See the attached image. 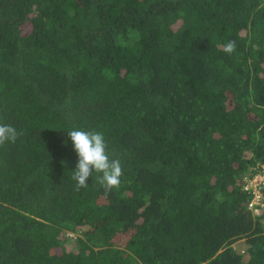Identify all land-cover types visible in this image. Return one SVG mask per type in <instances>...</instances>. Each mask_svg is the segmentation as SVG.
I'll return each mask as SVG.
<instances>
[{"label":"trees","instance_id":"trees-1","mask_svg":"<svg viewBox=\"0 0 264 264\" xmlns=\"http://www.w3.org/2000/svg\"><path fill=\"white\" fill-rule=\"evenodd\" d=\"M0 123V264H264V0H0Z\"/></svg>","mask_w":264,"mask_h":264},{"label":"clouds","instance_id":"clouds-1","mask_svg":"<svg viewBox=\"0 0 264 264\" xmlns=\"http://www.w3.org/2000/svg\"><path fill=\"white\" fill-rule=\"evenodd\" d=\"M236 42L230 40L224 46V51L232 53ZM67 130L73 149L77 154V162L73 169L72 179L76 181V190L87 187L89 177L98 173L99 184L110 190L118 187L123 175L121 162L118 158H110L104 134L96 130H84L73 126ZM19 133L10 124L0 123V146L7 142L15 143Z\"/></svg>","mask_w":264,"mask_h":264},{"label":"built area","instance_id":"built-area-1","mask_svg":"<svg viewBox=\"0 0 264 264\" xmlns=\"http://www.w3.org/2000/svg\"><path fill=\"white\" fill-rule=\"evenodd\" d=\"M264 188V166H262V171L254 174L251 177L245 179V184L243 189L245 191H250L252 194V199L249 203V208H254V211L258 213L257 206H263L262 203V189Z\"/></svg>","mask_w":264,"mask_h":264},{"label":"rangeland","instance_id":"rangeland-1","mask_svg":"<svg viewBox=\"0 0 264 264\" xmlns=\"http://www.w3.org/2000/svg\"><path fill=\"white\" fill-rule=\"evenodd\" d=\"M262 225L264 227V219H262ZM70 235H75V233H70ZM234 248L238 251V252H243V250L245 249V240L241 239L237 242H235L233 244ZM245 258H247V255H245Z\"/></svg>","mask_w":264,"mask_h":264}]
</instances>
